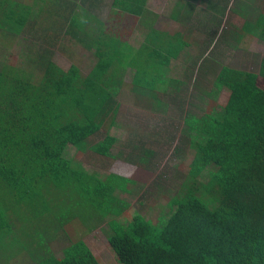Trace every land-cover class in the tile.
<instances>
[{"label": "trees", "instance_id": "1", "mask_svg": "<svg viewBox=\"0 0 264 264\" xmlns=\"http://www.w3.org/2000/svg\"><path fill=\"white\" fill-rule=\"evenodd\" d=\"M101 1L0 0V35L17 37L27 27L41 42L27 46L36 53L24 55L26 68L0 66V264H8V251L23 236L20 250L27 258L14 264H101L83 239L71 240L60 257L53 253L45 245L50 222L72 214L119 216L127 203L114 193H131L136 182L120 165L127 161L114 163L100 178L77 168L72 152L91 148L111 156L116 138L109 130L117 124L116 98L123 94L127 69L130 91L145 99L171 80V62L183 52L189 55L180 32L189 30L192 2L180 0L174 21L161 29L146 0H111L114 10L140 20L143 40L132 45L104 35L100 21L90 24ZM44 6L50 8L47 15L59 17L60 33L51 29L53 21L33 31ZM243 11V32L264 42V0H249ZM170 23L175 33H165ZM75 37L91 39L87 49L96 58L84 76L74 64L60 68L51 60V45L44 44ZM260 69L264 76V60ZM216 82L229 92L226 104L196 110L188 103L181 129L188 166L200 176L206 169L207 178L186 175L159 221L139 214L127 224L111 219L108 240L120 264H264V90L253 74L228 67ZM92 138L97 142L89 145ZM43 223L49 226L44 229Z\"/></svg>", "mask_w": 264, "mask_h": 264}, {"label": "rangeland", "instance_id": "2", "mask_svg": "<svg viewBox=\"0 0 264 264\" xmlns=\"http://www.w3.org/2000/svg\"><path fill=\"white\" fill-rule=\"evenodd\" d=\"M210 1L217 5L221 4V0H184V3L192 2L195 6L185 22L188 29L193 30L190 35L203 38V41L192 43L194 47L200 46V51L195 50L194 53L200 56L205 51V58L200 60L197 57L192 59L188 56L180 60L181 64L173 65L170 68L171 73L167 74V79L171 78L173 81H168L164 87L159 86L154 93H151L152 95L148 94L149 97L146 96L145 99L130 91L132 74L131 69H127L124 77L123 94L116 98L118 100L116 107L118 113L116 115L117 124L114 126L121 128L113 127V133L120 136L121 142L122 138L126 136L123 141L124 145L122 143L115 144L112 146L111 156L106 157H101L94 152H86L85 154L72 152L77 168L91 171L95 169L100 172L101 178L106 177L105 174L110 172L114 163L127 161L120 163V165L126 169L127 177L134 179L136 183L132 187L131 193L123 191L114 193L115 196L127 203L124 212L119 216L108 214L105 217L97 216L90 219L87 215L72 214L63 219L51 221V237L46 236L47 241L44 243L57 256L62 255L61 249L69 245L71 240L83 239L101 264H120L108 240L109 221L111 219H117L122 224H127L132 221L133 216L139 214V216L159 221L162 216L168 214L170 209L168 203L181 188L186 175L199 178V180L207 178L206 169L201 170L197 167L198 170L202 171L200 176L199 171L188 166L191 157L184 144L181 129L184 127V111L190 109V102L194 103V108L196 106V110H198L212 106L214 103L223 106L228 100L229 92L221 88L215 81L217 73H215L213 63L225 62L231 63V66H241V71L253 74L257 79L258 86L264 90V76L260 73L261 63L264 60V43L257 37L251 40L249 34L242 30L244 19L241 13L246 9L249 0H231L228 2L230 10L225 12V17L221 19L209 16L207 5ZM178 3L179 0H150L153 9L157 11L150 7L149 9L160 17L157 28L163 29L167 24V19H169L170 9L172 11ZM170 4L172 8H166ZM38 8L34 9L33 14L39 10ZM48 9L50 10L49 6H44L38 14V19H34L33 31L40 30L44 24H46L45 27H51L47 22L53 21L55 25L51 29L60 33L61 26L57 23L59 17L47 15ZM166 10H168L167 15ZM92 13L93 17L90 24L94 27L96 26L95 23L100 21L104 35L115 37L132 45H135L136 41L143 40L144 29L140 20L114 10L111 0H102L94 7ZM203 28L207 31L204 32L205 36H198L195 32ZM213 33L215 35L212 38ZM28 34L26 27L25 31L17 37L10 34L0 35V66L20 65L26 68L24 55L28 52H31L30 54L36 53L33 51V45L30 48L27 46H30L31 43L41 44L35 39V36H40V34H36L34 38L29 36L34 34ZM75 38H71L68 42L50 38L49 42H44V44L51 45V60L60 68L67 70L74 64L84 76L95 64L96 58L94 51L87 49L91 39L86 37L83 38V41H78V37ZM205 38H209V42H206ZM224 45L225 47L228 45L230 50H219ZM204 46L208 48L212 46L214 49L211 51ZM237 59L240 60V64L236 63ZM208 60H211L209 61L210 66L205 71L203 67ZM221 66L223 65H219V67ZM211 90L215 92L212 96H203L204 92L209 94ZM153 95L157 96V105H154V101H152ZM188 103L190 104L189 107ZM97 138L101 139L100 136ZM96 156L103 158V160L94 158ZM9 218L11 223L15 225L13 227L17 228L15 217L11 214ZM48 226L49 224L43 223L44 229ZM55 227L58 230H55ZM31 234L35 235L36 232ZM16 242L15 247L8 251V264L19 261L20 256H22V260L27 258L26 252L22 255L20 250L26 244L24 236L18 237ZM36 248H38L37 245ZM12 258L13 262L10 260ZM32 264H34L33 261Z\"/></svg>", "mask_w": 264, "mask_h": 264}, {"label": "crops", "instance_id": "3", "mask_svg": "<svg viewBox=\"0 0 264 264\" xmlns=\"http://www.w3.org/2000/svg\"><path fill=\"white\" fill-rule=\"evenodd\" d=\"M180 1V0H179ZM182 1V0H181ZM184 1V0H183ZM231 0H221L220 2H221V4L220 5H222L218 10H217V8H211L212 6H211V4H209L208 3V5H207V7H208V12H209V16L211 17V18H214V17H216V18H219V19H221V18H223V17H225V12H227V11H229L230 10V7H229V4H228V2H230ZM146 2H147V9H149V7L151 8V9H153L154 7L150 4V0H146ZM166 8H172V5L170 4L169 5V7L167 6ZM180 8H182L181 7V5L178 3L175 7H174V9L171 11V9H170V15H169V19H167L168 21H174V19H175V15H172V13H174L175 11H178V10H180ZM150 10V9H149ZM154 11H157V10H155V9H153ZM118 11V10H117ZM151 11V10H150ZM167 12H168V10H166V15H167ZM182 12V11H181ZM181 12H180V14H181ZM154 13V12H153ZM244 13V12H243ZM179 14V15H180ZM174 17V18H173ZM186 17V16H185ZM177 18V17H176ZM172 24L173 23H170L169 24V29H167V31H165V33H175V32H173L171 29H172ZM180 27V26H179ZM186 29H187V27H186ZM213 29H215V27H213ZM180 30V29H179ZM178 32V31H177ZM187 32H189V34H187ZM191 32H193V30L191 29H189L188 31L187 30H181V32H180V34L183 36V38H184V41H185V43H187V45H188V43H189V45H190V47H188V48H186L185 50L186 51H191V53H190V51H189V55H186V54H184L183 55V53H181V55L178 57V59H176V60H173L172 62H171V66H170V68H172L173 67V65H176V64H178V63H180V60H182V59H184L185 57H188V56H194L195 58L197 57L198 59H200V60H203L204 58H205V56H206V52L205 51H203L202 53H201V55L199 56L197 53H194V51L195 50H198V51H200V49H199V47L200 46H198V47H194V45L192 44L193 42H200V41H203V38L202 37H193V36H191L190 35V33ZM204 32L206 33L207 31L203 28V29H200V30H198L197 32H195V33H197L198 34V36H205V34H204ZM214 35H215V33H213L212 34V38L214 37ZM248 36H250L251 37V40L253 39V38H255V36L254 35H252V34H249ZM206 39V42H209V38H205ZM263 42V41H262ZM228 43V42H227ZM264 43V42H263ZM188 45V46H189ZM202 47V46H201ZM204 47H206V46H204ZM206 48H208V47H206ZM208 49H210L211 51L214 49L212 46L210 47V48H208ZM230 50V48L228 47V45H227V47H225V45L224 46H222V47H220V49L219 50ZM184 50V51H185ZM218 50V49H217ZM186 53V52H185ZM223 55H224V53H223ZM222 55V57L223 58H225L224 56ZM230 57H231V54L229 55ZM228 56V57H229ZM209 61H211V60H208L207 62H206V64L204 65V67H203V69L206 71L207 70V68L210 66V64H209ZM236 63L237 64H240V60H236ZM181 64V63H180ZM214 64V67H215V73H217V75H216V77H215V81L217 80V76H218V74L220 73V71L222 70V68L223 67H228V68H233V69H237V70H242V67L241 66H231V63L230 64H227V63H225V62H222V63H217V62H215V63H213ZM219 65H223V66H221V67H219ZM123 81H124V79H123ZM125 82V81H124ZM113 127H117V128H121L120 126H113ZM113 127H111L110 128V130H109V134L110 135H112V136H114L115 138H116V142L114 143V145L113 146H115V144H117V143H122L123 145H124V143H123V141L126 139V136L125 137H123L121 140H122V142L120 141V136H118L117 134H114L113 133V130H114V128ZM120 132V131H119ZM95 142H97L96 140H94L93 138H92V140H90V142H89V145L90 144H93V143H95ZM124 149V148H123ZM86 152H94V153H97V152H95V151H93L91 148H88V149H86L84 152H82L83 154H85ZM98 155H100V154H98ZM102 157V156H101ZM98 158V156H96V157H94V158H98V160L99 159H101V160H103V158ZM117 160V159H116ZM86 172H88V173H90V174H95V175H97L98 177H100V172H97L95 169H92V171L91 170H85ZM101 171V170H100ZM111 172V171H110ZM110 172H108L107 174H105V176H108L109 174H110ZM121 173V172H120ZM101 178V177H100ZM104 178V177H103Z\"/></svg>", "mask_w": 264, "mask_h": 264}]
</instances>
